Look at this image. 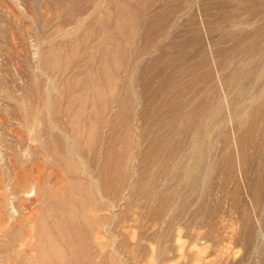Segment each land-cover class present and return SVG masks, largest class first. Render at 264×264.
<instances>
[{"label":"rangeland","instance_id":"374dc122","mask_svg":"<svg viewBox=\"0 0 264 264\" xmlns=\"http://www.w3.org/2000/svg\"><path fill=\"white\" fill-rule=\"evenodd\" d=\"M0 264H264V0H0Z\"/></svg>","mask_w":264,"mask_h":264}]
</instances>
